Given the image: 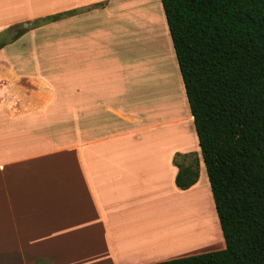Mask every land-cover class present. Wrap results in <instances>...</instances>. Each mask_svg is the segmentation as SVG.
Listing matches in <instances>:
<instances>
[{
  "label": "crops",
  "instance_id": "0c3cea01",
  "mask_svg": "<svg viewBox=\"0 0 264 264\" xmlns=\"http://www.w3.org/2000/svg\"><path fill=\"white\" fill-rule=\"evenodd\" d=\"M52 3L31 14L67 23L66 59L0 53V264H151L223 249L210 232L209 202L215 212L178 69L184 106L173 118L163 107L170 116L155 124L134 60L121 55L126 24L149 31L155 21L169 38L159 0L141 23L133 20L148 5L139 0ZM12 8L0 0V26L26 15L17 6L10 17ZM179 123L189 138L164 134ZM188 154L197 179L180 190L173 158ZM171 209L184 225L161 221Z\"/></svg>",
  "mask_w": 264,
  "mask_h": 264
},
{
  "label": "trees",
  "instance_id": "16d2710c",
  "mask_svg": "<svg viewBox=\"0 0 264 264\" xmlns=\"http://www.w3.org/2000/svg\"><path fill=\"white\" fill-rule=\"evenodd\" d=\"M159 2L224 248L151 264H264V0ZM192 156L173 158L180 190Z\"/></svg>",
  "mask_w": 264,
  "mask_h": 264
},
{
  "label": "rangeland",
  "instance_id": "374dc122",
  "mask_svg": "<svg viewBox=\"0 0 264 264\" xmlns=\"http://www.w3.org/2000/svg\"><path fill=\"white\" fill-rule=\"evenodd\" d=\"M52 1L53 0H37L36 4H32L29 3V0H21L19 5V0H6V4H11L13 7L10 17L16 16L13 14H19L17 11L19 8H17V6H22L21 9L26 11V15H22L21 17L18 16L15 19L13 18L12 21L1 24L0 42H2L3 46L0 48V53H7L9 55L15 56L24 55L48 58L55 56L66 59L70 49H73V44L70 46L69 42V28L67 23L40 21V19L45 15L31 14L33 11L53 9ZM151 1L154 0H139L138 4L140 6H148L144 8L145 10H143L145 11V14H137L138 16L135 15L133 22L141 23L144 21L145 17L150 18L153 16L150 12L152 7ZM20 13L23 12L21 11ZM32 22H35V24L31 25ZM133 25V29L129 30V27L126 24L124 27V33L120 35L122 38L121 41H123L121 55L124 56L126 61H128L129 58L134 60L133 71L135 74L133 76L135 78L134 80L137 82V87L141 94L138 96L141 97L142 103H144L146 99L149 108L155 110V116L158 120V122L155 121V124H158L162 117L167 118L170 116V114L167 112L169 107L173 109V114L171 115V118H173L172 116L175 115L174 112L177 110L176 114H179V108L184 106L182 102L178 76L176 74V62L173 53H171L169 38L167 39L166 32L163 27H160L154 21V28L153 30H149V32L142 30V27L140 28L141 30H138L135 23H133ZM19 31L20 34H18ZM136 61L138 62L137 67L135 66ZM65 63V60L59 62V64ZM147 91L148 93H146ZM165 106L169 107L165 109L163 108ZM157 108H163L165 110H159L161 114L159 113L160 115H157ZM179 120L182 119L179 117ZM184 126L185 125L179 123L175 126L168 127L164 129V134H171L170 136L172 137V140L178 136L183 137L185 133L189 138V128ZM188 161L189 159H176L178 164H186ZM203 179L205 180L204 175L200 177L199 181L201 182ZM199 201L201 202V200ZM203 205L204 203L199 206V208H196L198 212H206L203 208ZM169 206H166L165 209ZM208 206L210 207L208 208V214L210 216H208L212 217L209 220L211 221L209 222V225L210 227H213L217 221L215 215L211 212L210 202ZM157 214L160 217L159 219H161L162 214L158 211L156 212V216ZM179 214L180 213L175 209L168 210L165 212L164 216L162 215L163 219L161 221L169 222L173 219L174 224H172V226H174L176 223L184 225L181 222L182 219L179 220L181 217ZM156 216L154 219L157 218ZM216 225H218V223ZM204 228L205 225L203 226V229ZM167 231L169 232V229ZM219 233L220 232H218V236L220 235ZM204 237L206 238V235H204ZM171 240L172 239L170 238L165 240L164 244L166 246H170L169 244L172 242ZM219 240L220 239H218V241ZM151 244H154L153 240ZM201 246L202 245L198 244L196 248Z\"/></svg>",
  "mask_w": 264,
  "mask_h": 264
},
{
  "label": "bare ground",
  "instance_id": "6f19581e",
  "mask_svg": "<svg viewBox=\"0 0 264 264\" xmlns=\"http://www.w3.org/2000/svg\"><path fill=\"white\" fill-rule=\"evenodd\" d=\"M202 201V200H201ZM204 203V205H203V208H204V210L205 211H207V203L206 202H203ZM204 211V212H205ZM168 220V219H167ZM211 222V221H210ZM204 222L201 220V218H199V224H203ZM208 226V225H207ZM208 229H209V227H207L206 228V232H205V230H203L205 233L204 234H207V232H208ZM211 234H212V238L213 239H215L216 241H218V239H219V236H218V231H217V225L215 224V226L213 225V227H211ZM196 235H192V236H190L189 238H190V240H193V238H195V240H196V237H195ZM201 239V238H200ZM204 239V237L201 239V240H203Z\"/></svg>",
  "mask_w": 264,
  "mask_h": 264
}]
</instances>
